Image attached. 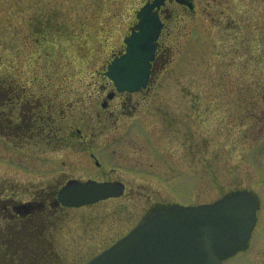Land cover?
I'll list each match as a JSON object with an SVG mask.
<instances>
[{"label": "rangeland", "instance_id": "374dc122", "mask_svg": "<svg viewBox=\"0 0 264 264\" xmlns=\"http://www.w3.org/2000/svg\"><path fill=\"white\" fill-rule=\"evenodd\" d=\"M147 1L0 0V88H19L21 111L33 108L22 107L26 98L61 96L67 140H133L145 152H133V163L172 175L185 205L254 192L255 234L224 263L264 264V0H198L195 14L179 12L175 20L178 7L169 4L165 67L138 113L112 120L101 107L103 91L112 88L104 68L124 49ZM1 140L0 201L40 197L49 208L66 182L60 163H50L47 179L34 180L30 170L34 163L47 167L43 160L30 157L29 146L14 150ZM144 184L128 183L140 193L116 203L52 209L37 231L0 238V264H87L153 207L171 202L158 183ZM47 187L51 192H41Z\"/></svg>", "mask_w": 264, "mask_h": 264}, {"label": "flooded vegetation", "instance_id": "af4514ba", "mask_svg": "<svg viewBox=\"0 0 264 264\" xmlns=\"http://www.w3.org/2000/svg\"><path fill=\"white\" fill-rule=\"evenodd\" d=\"M197 1L198 0H193L192 9L176 2H172L174 6L178 7V10L176 9L174 10V14L172 13L176 17L172 16V19L175 20V18L179 17V12L195 14L197 12ZM225 1L227 3L231 2V0ZM176 11L177 14L175 15ZM159 14L164 23V28L157 42L158 48L156 59L153 62L152 74L147 88L135 92H119L115 88L113 82L106 78L112 88L103 91L101 96L104 98L102 99L101 107L103 110L102 112L105 115L108 114V117L112 120L114 118L115 120H120L122 118L135 116L138 113L141 103L146 100L147 94L151 91L152 84L154 83L153 80L155 79L157 72L165 67L163 58L167 55L168 49L164 46L162 41L166 38V30L168 28L169 17L171 16V10H169L166 5L160 9ZM132 28L133 27L130 28V34ZM123 51L124 49L118 53H114L113 58L122 54ZM18 91L19 88L15 89L13 84L6 88H0V128L3 129L0 131V134L3 139L1 140L2 144L12 145L11 147H13L14 150H23V147L27 146L33 148V151L29 153V156L43 160L47 167H38L34 163L31 168L32 170H30L33 175L31 177L32 179L39 181L47 179V177H45L48 175L47 171H49L47 168L50 166L51 162L57 161L54 163L55 165H58V162L60 163V172L66 177V182L58 188L54 199L51 200L52 197L48 199L50 204L49 208L46 199L40 197H35L34 200L32 199L33 201L30 200L12 206L7 205V203L1 200V239L12 237L15 234L20 236L26 232L30 233L31 231H37L39 228L38 224L40 223L39 220L46 217L45 215L51 213L52 209H68L62 206L58 201V192L63 186L74 180L79 182L94 181L101 184L109 183L119 189L120 195L100 201L93 205L105 202L116 203L127 196L131 198V195L139 194L141 190L140 188H137V186L135 188H129L128 186V183L139 182L146 183L147 185L148 182L151 185L158 183L171 200L168 204L157 205L156 203L157 206L151 209V212L148 213L149 215L155 211L170 208L175 205H185L179 201V195L176 193L177 190L171 179L173 177L172 175H159L158 173H153L152 170L149 171L144 164L133 163V159H131L133 158V152L135 153V151H138V156H145V152H142L143 149H141L140 146H135L133 140L127 144H125L123 140H67L69 134V131H67L68 125L66 115L68 102L61 99V96V98L56 96L54 99H46L45 101L40 98L38 100L39 102L36 99L26 98L25 100L22 99V107L30 106L33 108L25 111L26 107H24L23 111H21V106L17 104L18 99L21 98V94ZM37 103H41L39 104L38 109L34 108ZM73 127L74 126H71L69 129L71 132ZM76 132L81 138H84L81 129L78 128ZM12 134L16 136H13ZM28 136H30L29 139L31 140L27 139ZM139 141L141 142L142 140ZM111 157L114 159H110ZM38 168L44 169H40L37 175L34 176ZM41 192L49 193L51 190L47 187L43 188ZM13 202L15 203V201ZM93 205L83 206L81 208L92 207ZM259 209L258 205L257 218L260 211ZM30 220H34V222L31 223ZM136 226H133L126 231L123 235L117 238L116 241L125 237ZM256 228L257 226L255 225L252 237L255 234Z\"/></svg>", "mask_w": 264, "mask_h": 264}, {"label": "water", "instance_id": "95a60500", "mask_svg": "<svg viewBox=\"0 0 264 264\" xmlns=\"http://www.w3.org/2000/svg\"><path fill=\"white\" fill-rule=\"evenodd\" d=\"M174 1L193 8V0ZM165 3L153 0L139 10V21L125 39L126 52L108 66L106 76L119 91L147 87L163 29L158 10ZM112 191L110 184L72 183L60 191L59 200L80 207L109 198ZM256 206L253 195L242 191L209 205L157 211L88 264H223L249 241Z\"/></svg>", "mask_w": 264, "mask_h": 264}, {"label": "trees", "instance_id": "16d2710c", "mask_svg": "<svg viewBox=\"0 0 264 264\" xmlns=\"http://www.w3.org/2000/svg\"><path fill=\"white\" fill-rule=\"evenodd\" d=\"M253 115H254V114H250V116H248V118H249V119L253 118ZM250 117H251V118H250ZM245 121H246V120H245Z\"/></svg>", "mask_w": 264, "mask_h": 264}]
</instances>
